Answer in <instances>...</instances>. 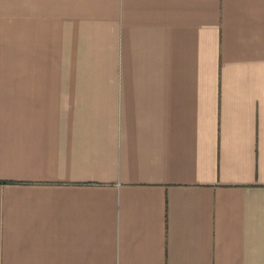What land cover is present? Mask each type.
I'll list each match as a JSON object with an SVG mask.
<instances>
[{"label":"crops","instance_id":"crops-1","mask_svg":"<svg viewBox=\"0 0 264 264\" xmlns=\"http://www.w3.org/2000/svg\"><path fill=\"white\" fill-rule=\"evenodd\" d=\"M0 264H264V0H0Z\"/></svg>","mask_w":264,"mask_h":264}]
</instances>
